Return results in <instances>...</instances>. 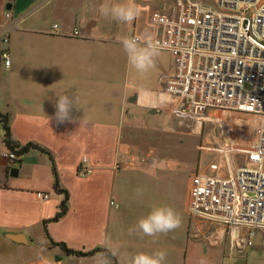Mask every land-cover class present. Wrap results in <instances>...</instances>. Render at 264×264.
I'll return each instance as SVG.
<instances>
[{
  "label": "crops",
  "instance_id": "obj_1",
  "mask_svg": "<svg viewBox=\"0 0 264 264\" xmlns=\"http://www.w3.org/2000/svg\"><path fill=\"white\" fill-rule=\"evenodd\" d=\"M165 1L135 0L143 10L126 24L100 14L106 0H0V53L10 58L6 67L0 55V116H7L20 147L34 144L50 152L68 193L67 213L51 221L63 195L53 189L50 158L30 149L12 166L4 158L10 151L0 122V264H131L135 254L155 251L166 252L165 264H264L263 231L231 229L188 211L196 175L223 174L200 170L196 119L173 114L181 104L166 91L174 56L161 49L144 74L128 65L120 38L159 40L151 19ZM62 95L76 106L63 122L56 119ZM164 120L171 122L165 133ZM253 135L251 130L247 137ZM202 149L223 156L220 146ZM82 157L93 170L87 177L77 171ZM239 158L234 156L236 167L243 165ZM13 168L17 176L10 175ZM36 192L49 198L40 200ZM160 205L180 214V228L155 237L129 234ZM51 241L83 253L103 248L114 261L103 253L67 255Z\"/></svg>",
  "mask_w": 264,
  "mask_h": 264
},
{
  "label": "built area",
  "instance_id": "obj_2",
  "mask_svg": "<svg viewBox=\"0 0 264 264\" xmlns=\"http://www.w3.org/2000/svg\"><path fill=\"white\" fill-rule=\"evenodd\" d=\"M151 22L160 28L162 49L175 58L166 91L181 101L176 117L200 120L209 111L242 114L250 118L254 134L252 142L220 149L228 162L226 177L196 175L190 215L231 229L264 232V0H216L214 6L202 0H167ZM0 55L9 65L8 52ZM235 155L243 157L242 166H235ZM4 158L15 166L14 152ZM87 162L82 157L78 164L82 177L93 173ZM35 195L49 198L42 192Z\"/></svg>",
  "mask_w": 264,
  "mask_h": 264
},
{
  "label": "clouds",
  "instance_id": "obj_3",
  "mask_svg": "<svg viewBox=\"0 0 264 264\" xmlns=\"http://www.w3.org/2000/svg\"><path fill=\"white\" fill-rule=\"evenodd\" d=\"M142 7L135 3V0H125L122 3H105L99 6V12L105 18L120 23L131 24L142 12ZM143 41V44L141 43ZM120 42L127 55L128 65L138 73H147L155 67V58L160 55L162 44L151 35L125 36ZM10 63V62H9ZM8 65L6 64V67ZM75 106V101L69 95H62L56 101V119L63 122L70 119V111ZM76 107V106H75ZM137 195H142L138 190ZM182 218L171 206L160 205L153 207L144 217H141L137 224L129 228V234L137 230L145 236L155 237L159 234L167 235L169 232L180 228ZM166 252L155 251L151 253L140 252L132 257L131 264H165ZM200 264H205L201 260Z\"/></svg>",
  "mask_w": 264,
  "mask_h": 264
},
{
  "label": "rangeland",
  "instance_id": "obj_4",
  "mask_svg": "<svg viewBox=\"0 0 264 264\" xmlns=\"http://www.w3.org/2000/svg\"><path fill=\"white\" fill-rule=\"evenodd\" d=\"M202 1L208 6H214L216 4V0ZM249 121L250 118L242 114L218 111H209L205 113L200 120L196 119V155L200 156L198 165L201 171H204L208 175H217L218 173H221L223 174L222 177L227 176V159L214 153L205 152L202 148L205 146H211L212 144L216 146V148L219 146L220 148H226V145L224 144V140L227 139L225 134L229 139V144H234L235 146H241L245 143L252 142L253 137H247L251 131V123ZM170 123L171 122L166 120L160 122L163 133L168 131L167 128ZM183 133L186 134L187 130L184 129ZM153 144L154 146H161L160 143ZM199 147L200 151H198ZM239 161L244 162L243 158H239ZM25 257L30 258L31 255L26 254Z\"/></svg>",
  "mask_w": 264,
  "mask_h": 264
},
{
  "label": "trees",
  "instance_id": "obj_5",
  "mask_svg": "<svg viewBox=\"0 0 264 264\" xmlns=\"http://www.w3.org/2000/svg\"><path fill=\"white\" fill-rule=\"evenodd\" d=\"M0 122L2 123L3 130H4V136H3L4 144L6 145L8 150L10 152H14L16 157H17V160L14 162V165L20 164L22 156L25 155L30 149H36L42 153H45L50 158V161L52 164V171H53V175H54L53 189L56 193L63 195V200L61 201V203L59 205V210L55 214L54 218L51 219V221H58L60 218H62L67 213V210H68V193L65 189H62L60 187L56 168H55V165H54V162H53V159H52L50 152L48 150H46V149H44L38 145H34V144H28L26 146L20 147L11 136L10 128L8 126L7 116H0ZM45 231L47 233V230H45ZM51 244L58 246L60 249H62L65 252V254L75 256L78 258L90 256V255H93L96 253H103L104 255L110 257V259H112L114 261V258L112 257V255L106 249H103V248H98V249H96L92 252H89V253H83L80 251H74L72 249H69L64 243H54L51 241Z\"/></svg>",
  "mask_w": 264,
  "mask_h": 264
},
{
  "label": "water",
  "instance_id": "obj_6",
  "mask_svg": "<svg viewBox=\"0 0 264 264\" xmlns=\"http://www.w3.org/2000/svg\"><path fill=\"white\" fill-rule=\"evenodd\" d=\"M17 174H18V169L17 168L11 169V171H10V175L11 176H17Z\"/></svg>",
  "mask_w": 264,
  "mask_h": 264
},
{
  "label": "bare ground",
  "instance_id": "obj_7",
  "mask_svg": "<svg viewBox=\"0 0 264 264\" xmlns=\"http://www.w3.org/2000/svg\"><path fill=\"white\" fill-rule=\"evenodd\" d=\"M225 137H226V136H225ZM224 141H225V143H226L227 139H225Z\"/></svg>",
  "mask_w": 264,
  "mask_h": 264
}]
</instances>
